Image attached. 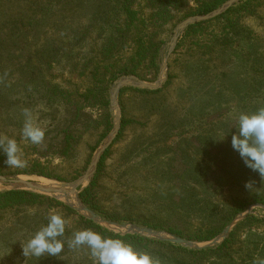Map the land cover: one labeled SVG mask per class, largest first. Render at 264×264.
Wrapping results in <instances>:
<instances>
[{"label":"rangeland","instance_id":"rangeland-1","mask_svg":"<svg viewBox=\"0 0 264 264\" xmlns=\"http://www.w3.org/2000/svg\"><path fill=\"white\" fill-rule=\"evenodd\" d=\"M226 1L0 0V136L17 140L27 165L38 160L66 179L2 175L51 181L45 186L74 181L113 136L117 110L120 114L118 131L93 175L75 192L41 193L3 182L0 192L43 194L71 209L57 212L67 223L77 214L120 236L137 235L187 250L214 249L239 223L264 219V178L233 151L231 132L218 140L238 112L264 107V0L235 2L216 17L187 26L172 50L168 45L178 23ZM209 4L215 7L200 13ZM151 8H156L152 17ZM195 24L202 25L191 27ZM131 75L150 84L161 77L160 86H122L111 106L114 81ZM26 110L45 131L55 126L61 130L71 122L68 140L73 148L68 156L43 154L45 145L51 151L61 146L60 133L46 134L41 145L22 138ZM95 175L93 192L100 211L80 197ZM52 202L45 205L52 207ZM13 213L5 214L0 225V264H93L86 247L63 257H25L12 246L26 235L17 222L27 213ZM37 213L30 209V214ZM169 227L180 232L170 233ZM143 228L151 233L138 231ZM246 230L261 235L264 225L244 224L237 232L239 240L247 237ZM174 237L190 245L166 240ZM261 237L255 243L234 242L235 261L243 256L241 247L263 244ZM123 240L145 252L143 242ZM149 248L160 264L195 259L187 253H160L155 243ZM209 256H199L196 264L227 263Z\"/></svg>","mask_w":264,"mask_h":264},{"label":"clouds","instance_id":"clouds-1","mask_svg":"<svg viewBox=\"0 0 264 264\" xmlns=\"http://www.w3.org/2000/svg\"><path fill=\"white\" fill-rule=\"evenodd\" d=\"M229 132L233 151L238 153L247 168L264 178V107L254 112H238L231 129L218 140H223ZM45 135V129L35 123L26 110L22 138L33 145H41ZM0 154L4 155L7 167L22 169L27 166V160L23 158L22 149L14 137L0 136ZM246 187L251 189L253 185L248 182ZM66 227L67 220L63 215L51 212L47 222L23 246L24 256L59 257L65 246ZM67 244L72 249L86 247L93 264H160L150 253L137 251L123 239L108 237L91 229L74 232ZM254 264H264V259H257Z\"/></svg>","mask_w":264,"mask_h":264},{"label":"trees","instance_id":"trees-1","mask_svg":"<svg viewBox=\"0 0 264 264\" xmlns=\"http://www.w3.org/2000/svg\"><path fill=\"white\" fill-rule=\"evenodd\" d=\"M219 2L224 1V0H217ZM206 5V4H205ZM215 7V5L209 4L207 6V8H205L204 10L200 11V13H205L211 9H213ZM153 10V13H151V16L155 13L156 8H151ZM155 9V11H154ZM202 24H195L194 26L191 27H199ZM117 40V36H115V38L113 39V42H115ZM139 92H150L148 90H138ZM74 105L77 106V110L80 108V106H78V100H74ZM76 103V104H75ZM71 125V122L69 124V126ZM69 126H65L63 129L59 130L55 128H50L48 130H46V134L50 135L52 134H61V138H62V144L61 146H56V150H50L49 145H45L44 149H43V154L46 155H50L52 153H57V155L61 156V155H69V151L73 148V144L70 143V141L68 139H70V131H69ZM50 150V151H48ZM5 157L3 154H0V174H35V175H39V176H44V177H48V178H52V179H56V180H65L66 178L60 174L57 173L55 170H53L52 168H50L48 165H45L41 162L35 161V160H31V164H28L25 168L22 169H13L11 167H7V165L4 163ZM102 166V163H99V167L97 169V172H100V167ZM57 168H59V166H57ZM98 177V175H97ZM96 175L94 176L93 180L90 182V185L87 186L81 193H80V197L82 199V201L87 204L90 208L95 209L97 211H100V206H98L96 199H97V193L93 192V188L94 186H96L95 182H96ZM52 202L51 198H48L47 196L43 195V194H39V193H35L32 191H27V190H6V191H1L0 192V225L2 223V221L5 219L3 218L5 214H8V212H14L13 214L16 215L18 213H27V215L25 216V218L23 219V221H18L17 224H19L20 226H24L25 227V231H26V235H24L25 233L21 234L22 237L20 239H16V242L13 244L12 247H16L17 251H19L20 253L23 251V246L26 245L28 239L41 227V225L45 224L47 222V217L48 215L51 213V211L55 210V212H60L62 211V209H67V210H71L70 208H68L66 205H64L63 203L59 202V201H55L52 202L53 205L52 207H49L48 205H45L46 202ZM241 203L239 202L237 205L239 206ZM34 208L35 210H39L40 213L37 214H30V209ZM240 209V208H239ZM239 211V210H238ZM102 212V210H101ZM77 217V219L71 220V222L67 223V227H66V232H65V236H64V240H65V246H64V250L63 253L59 256V257H63L67 254H71L72 252V248L68 247L67 241L71 240L73 233L76 232L77 229L81 228L83 229H91V230H97V232L108 236V237H113V238H120V239H125V238H129V239H133V240H138V242H143L142 247H143V251L148 252L150 254H152V251H150L149 245L152 243L157 244L160 247V250L158 252L163 253V254H171L173 252L177 253V254H181V253H187L190 256L189 257H193L195 259H192L191 261L188 262H184L181 264H196V260L197 258H199V256L204 255V257L208 254L210 255L209 257H213L215 258L217 261L219 259H225L227 261L226 264H254V262L257 259H264V243L263 244H255L254 248H249V246H246L243 248L241 247V252L243 256H240V261L236 262L235 261V257L232 254L233 250H232V244L234 242H238L240 244H246L248 243V240H251L252 243H255V241L260 242L262 237L264 236V234H257L256 232H251V230H246V232L244 234L247 235L246 238L244 239H238L239 235L237 236V232L238 229L241 228L242 226H244V224L246 223H251L256 221L257 223L261 222L264 225V219H256V218H250V219H246L244 222L239 223L235 229L230 233V235L216 248L211 249V250H187L184 248H181L179 246L170 244V243H166V242H162V241H153L141 236H137V235H124V236H120L118 234H114L112 232H109L103 228H101L100 226H98L97 224H95L94 222H92L89 219L83 218L81 216H78L77 214L75 215ZM113 217V216H111ZM3 218V219H2ZM168 231L170 233H179L180 231H178L175 228L169 227ZM197 239H207L208 236H194ZM254 239V240H253ZM3 242V240L1 241ZM206 254V255H205ZM254 255L255 258H250L249 256H245V255ZM159 255V254H158ZM47 255H45L46 257ZM47 257H53V256H47ZM246 257L247 260H245ZM55 258V257H54ZM160 259H162V256L159 257ZM176 264H178L176 262ZM200 264V263H199Z\"/></svg>","mask_w":264,"mask_h":264},{"label":"water","instance_id":"water-1","mask_svg":"<svg viewBox=\"0 0 264 264\" xmlns=\"http://www.w3.org/2000/svg\"><path fill=\"white\" fill-rule=\"evenodd\" d=\"M238 1H240V0H228L225 3H223L220 7H218L217 9L211 11L210 13L203 14V15H195V16H191V17H188V18L182 20L174 28L173 34L171 36V40L168 43L169 50H172L179 34L187 26H189L190 24L196 23V22H200V21H204V20H208V19H211L213 17H216L219 14H221L222 12H224L229 6H231L232 4H234L235 2H238ZM164 67H165V64L163 65V69H164ZM160 80H161V77L158 78V80L155 84H150V83H147V82L141 80L137 76H133V75L126 76V77L115 80L114 81V88H113V91H112L111 96H110L111 106H113V107L115 106L114 105L115 99H116L117 94H118V92L122 86H136V87L142 88V89H156L160 86ZM119 125H120V114H119V111L117 110V112L115 114V128L113 129V132H112L113 136L117 133ZM112 137L106 142V144H104L95 153V155L92 159V162H91L89 168L86 170V172L68 184L56 185V186L55 185L44 186L38 182L27 181V180H24V179L19 178V177H10V176H6V175H2V174H0V182L10 184L11 186L16 187V188L29 189V190L38 191L41 193H53V194H59V195H67L70 192H75L76 187L81 186L86 180H88L93 175V173L96 169L97 163L100 160L103 152L107 148L108 144L112 141ZM82 209L91 213V211L89 209H87L86 207H83ZM91 215H92L91 219L95 220V217L93 216L92 213H91ZM138 231L151 233V231H149L146 228L138 229ZM227 231H228V228L225 230V232H227ZM166 240H168L172 243H175V244L190 245L189 241H187L183 238H180V237H174V238H170V239H166Z\"/></svg>","mask_w":264,"mask_h":264},{"label":"bare ground","instance_id":"bare-ground-1","mask_svg":"<svg viewBox=\"0 0 264 264\" xmlns=\"http://www.w3.org/2000/svg\"><path fill=\"white\" fill-rule=\"evenodd\" d=\"M24 179V178H23ZM35 180V179H34ZM35 181H37V182H39V183H41V184H51V181H49V180H45V179H43V178H40V179H36ZM45 186V185H44Z\"/></svg>","mask_w":264,"mask_h":264}]
</instances>
